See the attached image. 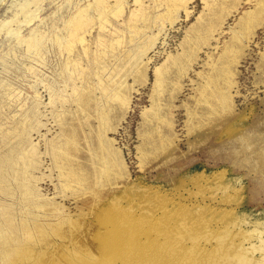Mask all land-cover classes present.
<instances>
[{"label": "rangeland", "instance_id": "1", "mask_svg": "<svg viewBox=\"0 0 264 264\" xmlns=\"http://www.w3.org/2000/svg\"><path fill=\"white\" fill-rule=\"evenodd\" d=\"M26 1L0 0V264H96L117 202L211 193L200 264H264V0Z\"/></svg>", "mask_w": 264, "mask_h": 264}, {"label": "bare ground", "instance_id": "2", "mask_svg": "<svg viewBox=\"0 0 264 264\" xmlns=\"http://www.w3.org/2000/svg\"><path fill=\"white\" fill-rule=\"evenodd\" d=\"M33 3L34 0L19 3L26 22L32 17L31 12L26 9ZM95 3L97 8L102 10L103 0H96ZM86 13V10H80L68 25L72 21H78ZM69 30L70 33L75 32L77 27L70 26ZM39 43V37H29L27 50H35ZM206 197L205 201L203 198H189L184 194L172 195L170 198L168 196L165 204L153 208H144L136 203L124 208L122 203L117 202L118 213L112 214L116 251L104 255L96 264H200L204 259V253L209 250L218 251L221 241L219 238L210 239L209 236L198 237L193 233L201 227L205 230L221 231L224 225L219 220L207 218L208 213L204 215L205 213L198 211L199 208H208L209 213L222 209L225 212L231 211L223 207L222 202L225 203V200H222L220 193H211ZM186 201L189 203H185ZM182 205L191 208L186 210ZM258 238L264 236L259 233ZM263 248L264 246H261L260 250ZM186 250L189 254L181 256L180 251L187 252Z\"/></svg>", "mask_w": 264, "mask_h": 264}]
</instances>
